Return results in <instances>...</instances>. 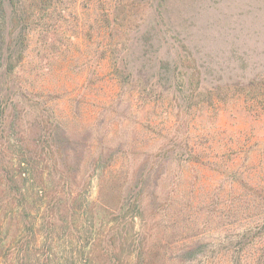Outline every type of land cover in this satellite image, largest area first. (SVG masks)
Masks as SVG:
<instances>
[{
  "label": "rangeland",
  "instance_id": "374dc122",
  "mask_svg": "<svg viewBox=\"0 0 264 264\" xmlns=\"http://www.w3.org/2000/svg\"><path fill=\"white\" fill-rule=\"evenodd\" d=\"M25 1L35 15L22 42L24 0H0V65L25 48L17 85L37 88L0 96V264L21 254L27 264H134L145 244L150 264H180L167 246L196 240L202 248L182 264H264V0H168L179 35L165 22L150 28V14L107 20L102 2ZM174 70L183 84L168 92ZM139 78L147 90L131 95ZM56 125L76 157L49 148ZM25 152L55 181L78 162L70 189L87 203L102 192L110 214L83 203L46 210L60 192L49 186L43 200L40 169L10 188ZM125 193L124 211L141 216L118 214Z\"/></svg>",
  "mask_w": 264,
  "mask_h": 264
},
{
  "label": "trees",
  "instance_id": "16d2710c",
  "mask_svg": "<svg viewBox=\"0 0 264 264\" xmlns=\"http://www.w3.org/2000/svg\"><path fill=\"white\" fill-rule=\"evenodd\" d=\"M33 1H36V0H33ZM39 1L43 5V7L46 6L47 0H39ZM163 1H165V2H163ZM26 2L27 1L24 0V4H23L24 8L22 10L24 15L22 17L23 25L21 26V32L23 33V35H25V36L22 35V39H20V40H22V42L31 30V27H30L31 16L30 15H32V16L35 15L34 10H32L33 5L32 4L30 5V2H29V4L28 3L26 4ZM89 2H92V4H91L92 6H94L98 2H102L103 6H104L102 14L104 17H106L107 20H111V18L113 16H115V18H116L117 15H121V18H123L122 20H130L132 18V16L137 17V18L140 16L142 18V16L148 17V15L150 14L151 16H154V21L149 22V25L151 26L150 28H152V29H156L159 26L160 22L161 23L165 22L168 30L176 32L177 35L181 34V31H183V29H184L183 23H180L178 25L176 24V19H174V17L171 14V10H170L171 6L168 3V0L167 1L166 0H158L157 4H155L151 0H89ZM94 2H95V4H94ZM152 12L154 14H151ZM154 22H155L156 26H154ZM124 47H125V45H122V47L120 48L119 51L121 52ZM116 48L114 50V53L116 52ZM13 54H14V57L11 56V58H10L11 62L8 63V66H6V69L0 65V69L3 68V72L6 74L5 76L11 78L10 84L6 83V89H5V86H3V84H1L2 82L0 81V96L3 95V97H4V95H5L4 98H8V96L13 94L14 96H16V98L32 97V96H34V94L37 91V88L35 86L29 87V86H26L24 84H20V85L18 84L17 85V82L20 79V77H19L20 70H18L17 67L19 65H21L20 63L25 58V48H24V50L13 52ZM115 57H116L115 61L117 62V59L119 56H115ZM180 62L182 63V65H186V67L189 69V68H191V64L193 62H195V60L192 57H190V58L184 57L183 59L180 60ZM118 75H120L123 79H125V77H128V80L130 79V76L124 77L125 74L123 72H120V74H118ZM174 82H175V84L173 85ZM182 84H183V82L180 83L179 81H177V74L174 70V73L168 78V80L166 82V85H167L166 89L168 92H170V89L175 87L176 91H177L178 87ZM147 85H149V82L145 81L144 79H140V78L138 80L133 79V81L131 83L132 89H129L128 91H130L131 95H134L135 92L142 94L143 91L147 90ZM54 87L55 88H57V87L62 88V86H60V85H54ZM138 87H140L139 91H137ZM175 93L176 92H173L172 94L176 95ZM50 134L52 135V137H50L52 144L49 145V148L53 149L54 153H58L60 157L66 156L67 153H73L75 155L74 157H76V155H77L76 150H75L76 148L75 149L72 148V146L70 145V138L66 135V133L61 128H59V126L56 125L54 130H52V132ZM25 153L26 154H22V158L19 160V162L17 164L18 168L16 169V175L13 176L12 178L7 179L10 188H14L13 185L15 184L16 180H18V179L22 180L21 178H23V177L32 176L35 174V172H37L40 169V173L42 174L43 177L41 178L42 181L36 183L39 185L36 187H40L39 190L42 192L41 196H42V198H44L43 200L48 199V197H49V193L46 194V191L49 192V189H50L49 186L50 187H52V186L58 187V190L60 192V197H58V198L56 197V200H55V196H53L52 197L53 199H51L49 202H47L46 210H48V211L50 209H52L53 211L56 210L59 215H63L66 207H68L71 210L72 208H74L73 206L76 204V207H77L76 209H78V208L80 209L81 206H83V204H84V206L89 205V210L93 206H98L102 210V212L106 211V212H108V214H110L109 212H111L110 209L112 207H110L109 204L104 202V200L102 199V192L96 201H88V203H87L83 200V197H81L82 195L79 192L75 193V191L73 192V190L70 189V187H72L76 181V173L80 167L78 162H75V160H73L71 163H75V164H73L72 166H70V165L68 166V165L63 164L64 168H65L64 171H66L68 174L63 176L60 181H58V180L55 181V179H56V176H54L55 173L52 171H48L49 175L46 174V170L44 169V166L42 164L43 162H41V160L38 158H37V160L34 159V157L38 153H34V152H32V153L25 152ZM101 165H102L101 167L103 168L102 171L104 173L103 177L101 178V182L104 183L106 175L109 172L108 170L112 169V164H109V163L104 164L103 163ZM151 172H152V170H151ZM151 172L149 171V173L146 175V179H145L146 184H144L145 189L153 183L152 178L154 177V175H152ZM133 174L137 176L134 179L138 181L139 176L143 174V170H140L139 172H134ZM24 179H26V178H24ZM43 179H45V180H43ZM102 183H101V185H102ZM153 184L155 185V182ZM44 190H46V191H44ZM125 190H126V188H125ZM72 195L74 197H72ZM138 195H141V193L138 192ZM125 198H126V193L123 196V202L121 203L120 207L118 208V214H122V217L124 216V218H123L124 220H126V218H128V215L130 218L136 217V215L141 216L142 210H140V209L137 210L134 207H133V209L131 208L132 210L129 208V210L124 211L128 206L125 203L126 202V200H124ZM19 208L24 209L25 205L23 203H21ZM115 212L117 213L116 209L114 208V213ZM103 218H102V220H104ZM61 220H62V218H61ZM106 221L110 223L112 221V219L108 218V220H106ZM62 222H63V220H62ZM199 244H200L199 241L196 240V241L189 242L188 244H185V245L179 246V247H177V246L170 247V245H168L167 249H166L165 257H168V259L170 261H172L176 258H179V260H180L179 263L182 264L183 262L187 261L188 259H191L194 256H196L198 251L202 248L201 246H199ZM175 250H178V252ZM153 251L154 250H153L152 245L149 246V245L145 244L144 247L141 248L140 252L138 253L137 260L135 261L134 264H150L149 257L152 256ZM112 260L113 259L110 258V261H112ZM14 264H27L26 255H22V254L19 255L17 257L16 263H14Z\"/></svg>",
  "mask_w": 264,
  "mask_h": 264
}]
</instances>
